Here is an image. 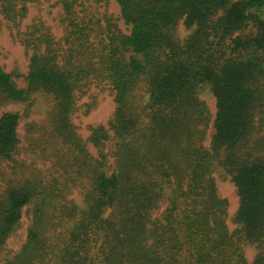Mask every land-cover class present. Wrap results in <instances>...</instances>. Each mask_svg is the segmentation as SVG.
Returning <instances> with one entry per match:
<instances>
[{
    "label": "trees",
    "instance_id": "obj_1",
    "mask_svg": "<svg viewBox=\"0 0 264 264\" xmlns=\"http://www.w3.org/2000/svg\"><path fill=\"white\" fill-rule=\"evenodd\" d=\"M115 2L128 34L93 46L75 22L61 41L37 31L22 88L0 65V105L52 99L29 149L45 172L14 159L19 117L0 116V163L14 164L0 171V264H264V0ZM249 20L254 32L232 38ZM179 22L192 30L183 43ZM104 80L113 114L84 139L77 100ZM204 85L216 101L208 147ZM217 169L236 189V233ZM26 207L25 241L9 250Z\"/></svg>",
    "mask_w": 264,
    "mask_h": 264
},
{
    "label": "rangeland",
    "instance_id": "obj_2",
    "mask_svg": "<svg viewBox=\"0 0 264 264\" xmlns=\"http://www.w3.org/2000/svg\"><path fill=\"white\" fill-rule=\"evenodd\" d=\"M12 9H3L0 0V65L6 72L12 73L18 87H24V76L28 72L29 59L32 52L31 43L38 36L39 30L48 33L56 41L64 39L66 30L71 22L83 28L88 36L91 45H97L101 38L108 40V36H119L128 34L129 26L121 18L120 10L115 0H10ZM64 2L69 4L71 12L67 14ZM6 9L7 12L6 13ZM70 17V18H69ZM253 20H249L247 27L240 32L234 33L232 38L246 36L254 32ZM192 30L186 29L182 22H179L175 29V37L179 43L185 42ZM129 54L127 53V57ZM144 88V84L140 85ZM140 94L142 91L139 92ZM143 94V93H142ZM199 98L207 106L211 115L205 146L213 133L212 120L216 113V101L209 85H204L200 90ZM146 94H143L142 101H146ZM77 112L74 115L73 123L78 133L86 139L89 135L88 127L105 125L111 118L114 111L113 96L109 83L104 80L93 82L86 88L84 95L77 100ZM52 106V99L44 93H37L32 100L26 103H8L0 105V116L4 113H15L19 117L18 124V153L14 159L25 163V167L32 166L45 172L48 163L36 158L30 150L32 139L38 135L36 125L46 122L48 112ZM264 134V130L262 132ZM89 149L95 155V150L89 144ZM112 161V160H111ZM14 167L12 162L0 163V171H11ZM22 171V170H21ZM214 179L218 194L227 200L226 223L231 233L240 231L241 226L235 220L238 209V197L236 189L230 177L221 169H217ZM1 186V183H0ZM74 202L81 203L78 190L73 189L70 197ZM164 201L160 204V210L164 208ZM29 223V208L23 209L21 226L17 233L7 240L9 250L19 249L25 241L26 228ZM245 257L251 263L257 250L252 246L244 249Z\"/></svg>",
    "mask_w": 264,
    "mask_h": 264
}]
</instances>
